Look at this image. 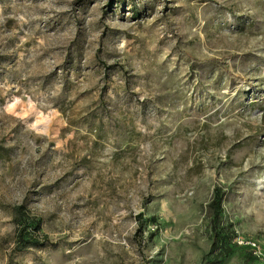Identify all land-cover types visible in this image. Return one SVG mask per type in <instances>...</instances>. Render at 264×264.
Returning <instances> with one entry per match:
<instances>
[{"label": "rangeland", "instance_id": "374dc122", "mask_svg": "<svg viewBox=\"0 0 264 264\" xmlns=\"http://www.w3.org/2000/svg\"><path fill=\"white\" fill-rule=\"evenodd\" d=\"M0 146V264H264V0H0Z\"/></svg>", "mask_w": 264, "mask_h": 264}, {"label": "trees", "instance_id": "16d2710c", "mask_svg": "<svg viewBox=\"0 0 264 264\" xmlns=\"http://www.w3.org/2000/svg\"><path fill=\"white\" fill-rule=\"evenodd\" d=\"M195 62L200 63V61H195ZM204 62L214 63V64L220 66L222 69L227 70V64H225L223 62V60L212 58V59L207 60V61L205 60ZM229 75L231 76V74H229ZM9 156H10L9 150L0 146V159L3 157L8 158ZM216 203L219 206H221V199H219L218 201H216V199H214L213 202L211 203V207H214L216 205ZM18 210L20 212L21 220H26V218H27L25 215L26 210H23V206H20L18 208ZM20 218H19V222H21V223L18 225L20 230H19L18 235L16 237V248L20 251H25L31 247L40 246V244H43V243H38V241L33 236L29 235V233L27 232L29 225L28 224L23 225V222L20 221ZM29 218H27V220ZM34 222L36 223V234H38L39 231L41 230V224H40V222H38V223L36 221H34Z\"/></svg>", "mask_w": 264, "mask_h": 264}]
</instances>
